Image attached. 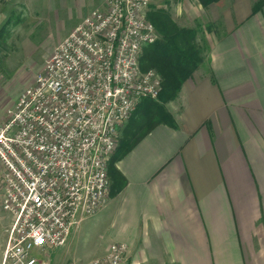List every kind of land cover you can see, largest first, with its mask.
I'll return each mask as SVG.
<instances>
[{
	"label": "crops",
	"instance_id": "1",
	"mask_svg": "<svg viewBox=\"0 0 264 264\" xmlns=\"http://www.w3.org/2000/svg\"><path fill=\"white\" fill-rule=\"evenodd\" d=\"M258 1L199 3L215 25L205 32L204 61L166 107L175 126L155 124L116 162L125 187L72 230L70 247L83 223L97 217L112 243L128 245V264H264V4L253 11ZM10 223L11 217L2 225L7 235ZM64 249L35 255L40 264H78Z\"/></svg>",
	"mask_w": 264,
	"mask_h": 264
},
{
	"label": "built area",
	"instance_id": "2",
	"mask_svg": "<svg viewBox=\"0 0 264 264\" xmlns=\"http://www.w3.org/2000/svg\"><path fill=\"white\" fill-rule=\"evenodd\" d=\"M150 0H106L60 42L0 125L2 208L10 215L0 264H40L35 251L63 247L72 230L109 199V160L120 130L162 78L143 71L144 48L159 38ZM113 242L87 264H128Z\"/></svg>",
	"mask_w": 264,
	"mask_h": 264
},
{
	"label": "rangeland",
	"instance_id": "3",
	"mask_svg": "<svg viewBox=\"0 0 264 264\" xmlns=\"http://www.w3.org/2000/svg\"><path fill=\"white\" fill-rule=\"evenodd\" d=\"M105 3L106 0H4L1 2L0 125L7 117L8 108L16 102L28 86L34 83L60 42L82 20L83 16L93 9L103 8ZM199 3V0H150L147 14L150 10L160 7L166 9L181 27H195L197 24H200L203 29L207 25L213 27L214 22L200 11ZM202 38L203 35L199 34L198 43L202 54L206 56L207 51ZM155 101L158 102L159 97ZM171 105L170 101L163 103L165 109ZM147 109L144 107L135 110L134 118L141 120L142 124L133 138L147 131L153 123L160 120L159 116L149 120ZM132 115L120 130L117 148L123 133L129 127ZM131 131L134 132V130ZM2 172L0 164V242H2L0 243V260H2L7 240V233L2 225L8 223L10 219L9 214L2 208L4 194ZM109 195L111 196V190ZM96 218L92 217L83 223L72 247L67 244L68 242L63 246L64 250L68 249V256L78 264H86V261L102 253L106 246L114 241L102 220Z\"/></svg>",
	"mask_w": 264,
	"mask_h": 264
},
{
	"label": "trees",
	"instance_id": "4",
	"mask_svg": "<svg viewBox=\"0 0 264 264\" xmlns=\"http://www.w3.org/2000/svg\"><path fill=\"white\" fill-rule=\"evenodd\" d=\"M219 1L221 0H199L203 7H208L210 4ZM263 4L264 0L256 2L253 11H257ZM147 16L155 25L160 36L154 43L144 48L140 57V67L143 71L148 69L157 70L162 78V89L158 95V102L153 98H145L137 109L148 108L147 111L149 112H146L148 119L152 120L154 117L159 116L160 120L153 123L147 131L133 138L135 133L141 129L140 125L142 124L141 120L134 118L136 112L133 113L129 127L123 133L118 148L109 162L111 196L117 195L126 185V179L117 168L116 162L129 152L155 124L165 122L175 126L171 114L164 108L163 103L174 100L179 96L184 82L192 76L193 72L204 61L205 56L202 54V49L198 43L199 34L203 35L202 40L205 43V50L207 53L209 52L205 32L211 30V25H207L204 29L200 24L195 27H181L166 9L160 7L150 10ZM131 130H134V132Z\"/></svg>",
	"mask_w": 264,
	"mask_h": 264
}]
</instances>
